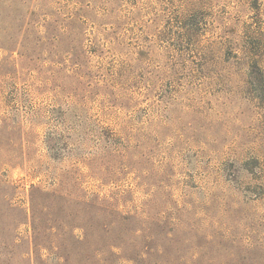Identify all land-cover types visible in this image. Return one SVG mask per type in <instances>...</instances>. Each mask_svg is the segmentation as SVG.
<instances>
[{
    "label": "rangeland",
    "instance_id": "374dc122",
    "mask_svg": "<svg viewBox=\"0 0 264 264\" xmlns=\"http://www.w3.org/2000/svg\"><path fill=\"white\" fill-rule=\"evenodd\" d=\"M0 264H264V0H0Z\"/></svg>",
    "mask_w": 264,
    "mask_h": 264
},
{
    "label": "trees",
    "instance_id": "16d2710c",
    "mask_svg": "<svg viewBox=\"0 0 264 264\" xmlns=\"http://www.w3.org/2000/svg\"><path fill=\"white\" fill-rule=\"evenodd\" d=\"M254 65H255V66H254ZM253 66H254V67H256V64H255V63H253Z\"/></svg>",
    "mask_w": 264,
    "mask_h": 264
}]
</instances>
